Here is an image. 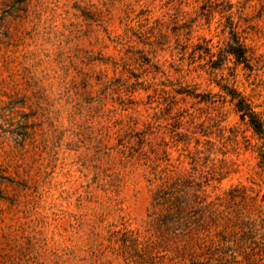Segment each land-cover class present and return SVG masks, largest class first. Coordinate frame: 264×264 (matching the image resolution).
Here are the masks:
<instances>
[{
	"label": "rangeland",
	"instance_id": "374dc122",
	"mask_svg": "<svg viewBox=\"0 0 264 264\" xmlns=\"http://www.w3.org/2000/svg\"><path fill=\"white\" fill-rule=\"evenodd\" d=\"M232 90L264 122V0H0V264H264ZM171 183L213 217L165 230Z\"/></svg>",
	"mask_w": 264,
	"mask_h": 264
},
{
	"label": "trees",
	"instance_id": "16d2710c",
	"mask_svg": "<svg viewBox=\"0 0 264 264\" xmlns=\"http://www.w3.org/2000/svg\"><path fill=\"white\" fill-rule=\"evenodd\" d=\"M229 24L230 27H233L231 25L232 21ZM230 34L231 42L228 44V53L233 55L237 62L243 63L248 67L245 47L238 41L236 33L232 29ZM227 92L235 109L240 114V118L246 120L259 137L264 138V122L252 111L250 105L239 93L234 90ZM259 158L261 163L264 164V146L259 151ZM182 191L177 190L173 183H171L168 187L158 188L154 193L153 200L155 205L162 207L165 211L160 218V223L165 230L190 232L195 225L202 222L204 217L212 218L214 215L216 210L214 205L211 202H205V199L195 192L197 190L193 191L192 194H188L187 191ZM189 197H192L193 200L191 198L188 199ZM227 242H231L227 246L228 248L237 246L233 240ZM234 258L233 256L232 259ZM224 260L230 262V258H225Z\"/></svg>",
	"mask_w": 264,
	"mask_h": 264
}]
</instances>
